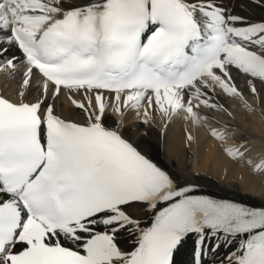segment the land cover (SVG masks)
I'll list each match as a JSON object with an SVG mask.
<instances>
[{
  "label": "snow or ice",
  "instance_id": "snow-or-ice-1",
  "mask_svg": "<svg viewBox=\"0 0 264 264\" xmlns=\"http://www.w3.org/2000/svg\"><path fill=\"white\" fill-rule=\"evenodd\" d=\"M20 65L16 98L0 94V264H264V204L203 194L106 118L204 127L264 175V154L213 115L236 119L221 97L246 112L264 98V19L218 0H0V73Z\"/></svg>",
  "mask_w": 264,
  "mask_h": 264
},
{
  "label": "bare ground",
  "instance_id": "bare-ground-1",
  "mask_svg": "<svg viewBox=\"0 0 264 264\" xmlns=\"http://www.w3.org/2000/svg\"><path fill=\"white\" fill-rule=\"evenodd\" d=\"M73 2L83 3L84 0ZM218 2L225 4L230 11L246 16L252 21L264 19V4H260L259 0ZM12 51L22 59L17 49L13 48ZM22 70L23 65H20L15 78L0 73L1 93L16 98ZM237 82L246 89L243 77L238 76ZM220 100L230 107L236 119L231 120L223 113H214L216 120L231 125L230 130L236 137L246 139L254 157L264 154V103H262L264 98L253 99L252 106L255 110L249 112H246L238 101L227 97H221ZM59 105L63 115L81 120L84 118L82 110L72 105L66 97L60 98ZM106 118L109 126L115 127L119 124L121 132L162 168L181 181H194L200 186L199 190L203 194L256 206L264 204V175L253 174L243 162L237 164L228 159L221 151L220 143L208 134L206 128L197 129L179 118L165 127V122L160 120L158 115L152 123L144 124L135 112L129 110H126V117L122 122L111 110L106 114ZM189 133L194 140L187 139ZM235 142L229 141L230 144ZM130 211L135 218L142 221L143 226L150 224V214L141 206L133 207ZM121 240L125 248L132 247L131 239L126 235L122 236ZM183 259L189 260L190 257L185 256Z\"/></svg>",
  "mask_w": 264,
  "mask_h": 264
}]
</instances>
